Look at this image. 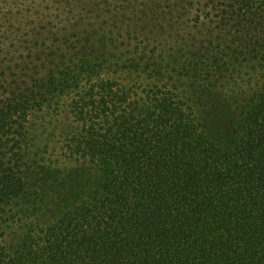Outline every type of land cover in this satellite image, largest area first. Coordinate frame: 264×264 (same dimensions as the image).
I'll list each match as a JSON object with an SVG mask.
<instances>
[{
  "label": "trees",
  "instance_id": "1",
  "mask_svg": "<svg viewBox=\"0 0 264 264\" xmlns=\"http://www.w3.org/2000/svg\"><path fill=\"white\" fill-rule=\"evenodd\" d=\"M148 1L0 0V264H264V0Z\"/></svg>",
  "mask_w": 264,
  "mask_h": 264
},
{
  "label": "rangeland",
  "instance_id": "2",
  "mask_svg": "<svg viewBox=\"0 0 264 264\" xmlns=\"http://www.w3.org/2000/svg\"><path fill=\"white\" fill-rule=\"evenodd\" d=\"M155 1H157V0H155ZM205 0H188V7L190 8V12L185 16V19H187L188 20V22H185L183 25L184 26H186V28L185 29H188V30H190V28H189V26H187V23H194L196 20L194 19L195 17H196V15L198 14V12L199 11H201L200 9H201V7H202V5L200 4V3H203ZM149 1L148 0H138V9H142L144 6H145V4L146 3H148ZM17 3V2H16ZM30 4L31 3H27V4H23L22 6H20V7H18V6H16V4L14 3L12 6L14 7L13 9L14 10H17L18 8L19 9H27L29 6H30ZM9 6V5H8ZM11 6V7H12ZM33 6V7H32ZM10 7V8H11ZM31 7L33 8V9H35V7L36 6H34V5H32L31 4ZM167 10H169L168 8H166V10L165 11H167ZM205 14H206V12H204ZM168 18H166V20H167ZM189 19H193V20H189ZM153 25H155V27H156V29H159V27L158 26H166V27H168V25H169V21H160V20H155L154 22H153ZM184 26H182L181 28H179V31L181 32V34L183 33V34H186V31L183 29V27ZM195 30H197V28H195ZM168 31V32H167ZM173 32H174V30H172V29H167L166 30V32H165V36H167V37H172V35H173ZM176 32V31H175ZM207 126L209 127V131H210V133L211 134H216L214 131H213V127H211L212 126V120L210 119V118H207Z\"/></svg>",
  "mask_w": 264,
  "mask_h": 264
}]
</instances>
